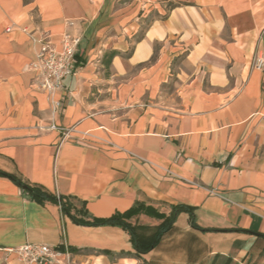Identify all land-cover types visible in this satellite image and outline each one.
<instances>
[{
	"label": "crops",
	"instance_id": "1",
	"mask_svg": "<svg viewBox=\"0 0 264 264\" xmlns=\"http://www.w3.org/2000/svg\"><path fill=\"white\" fill-rule=\"evenodd\" d=\"M69 20L80 69L53 115L34 86L32 39L57 43ZM257 57L264 0H0V170L92 217L185 205L210 230L179 214L140 254L123 228L77 225L0 176V264H18L9 249L29 243L64 251L61 264H264ZM128 222L150 237L162 221Z\"/></svg>",
	"mask_w": 264,
	"mask_h": 264
},
{
	"label": "built area",
	"instance_id": "2",
	"mask_svg": "<svg viewBox=\"0 0 264 264\" xmlns=\"http://www.w3.org/2000/svg\"><path fill=\"white\" fill-rule=\"evenodd\" d=\"M66 27L67 30L61 34L57 43L52 41L49 35H45L39 41L32 39L39 45L35 52V59L30 66L36 74L34 86L48 95L53 115L63 104L62 99L57 98V94L62 90L65 78L76 75L80 69L82 36L69 31L75 27L73 20L67 21ZM253 67L264 70V59L257 57ZM50 129L56 130L57 128L52 125ZM9 252L16 254L18 264H61L66 261L64 251L43 244L29 243L16 249H9Z\"/></svg>",
	"mask_w": 264,
	"mask_h": 264
},
{
	"label": "trees",
	"instance_id": "3",
	"mask_svg": "<svg viewBox=\"0 0 264 264\" xmlns=\"http://www.w3.org/2000/svg\"><path fill=\"white\" fill-rule=\"evenodd\" d=\"M117 54V52H111L110 54H108L109 59H112ZM0 176L12 179L23 189L24 192H28L30 196L36 201H39L41 203L50 201L58 204L61 208L63 216L69 217L77 225L89 227L118 226L123 228L130 235L132 244L140 254H145L157 246L162 235L170 231L179 214H188L192 221L193 227L196 229H200V227L195 223L194 220L195 209L185 205H178L173 207L171 213L168 216L160 214L150 207L137 205L132 209L126 211L125 213H117L109 218H96L90 216L85 203L77 204L71 198L54 195L41 187L28 185L18 179L16 176L8 174L1 170ZM140 213L154 216L155 218L162 221L161 224L156 228L154 234L150 237L138 234V227L133 226L128 222L130 218ZM200 230L210 231L209 229Z\"/></svg>",
	"mask_w": 264,
	"mask_h": 264
}]
</instances>
